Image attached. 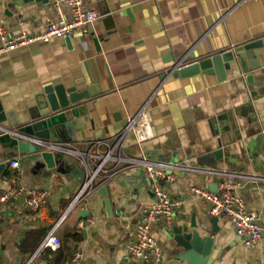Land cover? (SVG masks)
Segmentation results:
<instances>
[{
  "label": "crops",
  "instance_id": "0c3cea01",
  "mask_svg": "<svg viewBox=\"0 0 264 264\" xmlns=\"http://www.w3.org/2000/svg\"><path fill=\"white\" fill-rule=\"evenodd\" d=\"M84 2L99 14L88 34L77 31L51 43H32L0 54V117L4 119L0 124L20 129L41 119L49 110L47 86L93 87L97 93L79 102L77 115L68 113L76 136L72 142L78 148L88 149L99 140L113 144L126 122L144 107L136 130L125 139L129 154L264 175V54L259 68L247 73L232 63L224 79L215 71L173 74L179 65L264 37V0ZM63 12L71 16L67 4ZM57 19L50 0H0V21L9 34L38 33ZM250 73L253 82L246 79ZM59 130L62 141H68L63 125ZM10 156L1 177L0 197L13 186L22 191L0 201V264H24L38 248H20L28 230L45 226L42 241L81 189L86 171L68 155L60 156L57 169L39 167L19 152ZM12 160L19 161L18 168L11 167ZM163 184L171 199L180 201L171 221L195 218L211 223L209 219L217 217L226 252V260L217 264H264V182L246 181L238 189L247 208L257 212L263 230L262 241L254 248L245 246L230 221L213 217L210 206L191 194L195 185L217 188L215 176L179 170L174 181ZM26 188L47 191L43 209L35 212L27 207ZM105 197L110 199V211ZM154 200L153 181L140 169L119 171L67 215L57 231L62 249H47L44 259L66 264L79 250L81 264H152L131 260L128 244L134 240L145 207ZM171 224L161 217L154 221L162 264H176V248L166 235Z\"/></svg>",
  "mask_w": 264,
  "mask_h": 264
},
{
  "label": "built area",
  "instance_id": "2783aa9c",
  "mask_svg": "<svg viewBox=\"0 0 264 264\" xmlns=\"http://www.w3.org/2000/svg\"><path fill=\"white\" fill-rule=\"evenodd\" d=\"M50 1L55 5L58 19L57 21H49L45 28L38 33L21 30L18 33L9 34L0 21V54L32 43H51L59 38L70 37L77 31L88 34L99 16L98 11L87 7L84 0ZM64 4H67L70 8V17L63 12ZM144 110L145 108L142 107L139 115L130 118L126 122L123 129L116 135L113 144H108L102 140L93 141L88 149L78 148L72 141H53L38 138L21 132L19 129L0 124V135L9 134L18 140L34 143L43 149L62 152L75 157L83 164L86 171L81 189L70 202L68 209L55 222L53 228L44 236L38 248L26 259L24 264H54L52 261L44 259L45 251L50 249L53 252H59L62 249V239L58 236L57 231L67 215L93 191L98 189L101 183L121 170L131 169H140L146 177L153 181L155 195V200L144 209L134 240L128 244V253L131 260L150 261L153 258L152 264H162L163 250L153 234V225L154 221L160 216L165 217L167 222L171 223L173 208L180 204L179 200L171 199L163 184L164 182L174 181L176 172L179 170H196L215 176L218 183L215 190L195 185L191 188V194L194 197L201 198L210 206V213L213 217L222 216L230 221L246 247L254 248L262 241L263 230L257 220L258 214L256 211H250L247 208L246 201L238 193V189L246 181H264V175L253 172L247 173L237 169H206L180 163L170 164L160 160H152L144 154L137 156L127 154L124 147L125 139L132 131L136 130L135 127ZM108 164H111V166ZM10 165L12 168H18L19 161L12 160ZM11 180L12 183H15L13 177ZM21 191L13 186L0 197V201L10 200L13 196L19 195ZM46 202L47 191L45 189L34 188L28 191L26 203L32 211H40ZM81 257L82 253L77 250L67 260L66 264H81Z\"/></svg>",
  "mask_w": 264,
  "mask_h": 264
},
{
  "label": "water",
  "instance_id": "95a60500",
  "mask_svg": "<svg viewBox=\"0 0 264 264\" xmlns=\"http://www.w3.org/2000/svg\"><path fill=\"white\" fill-rule=\"evenodd\" d=\"M262 54H264V37L249 39L234 49L215 52L190 64L179 65L174 68L173 74L192 76L200 72L212 73L215 71L219 79H224L227 76V71L231 70L232 63L242 73L259 68ZM246 79L253 82V74H248ZM45 92L47 93L48 112L41 119L23 125L19 131L38 138L61 141L62 135L59 128L63 125L68 131L70 138L68 141H75V129L68 113L77 115L76 107L79 102L90 98L97 91L93 87L89 90H77L75 87L68 88L61 84L56 87L47 86ZM3 121L4 119L0 117V122ZM17 152L23 155L26 160L37 163L39 167L45 166L49 169H57L56 167L62 160L60 156L66 155L62 152L43 149L34 143L18 140L9 134L0 135V183L11 153ZM101 188L107 189V186ZM104 203L106 209L110 211L112 205L108 197H105ZM82 214L85 215L84 212ZM216 218L209 219L211 223L197 221L195 218L171 221L172 224L167 228L166 235L176 248L175 255H173L176 264H217L226 260L225 249L220 243L221 236Z\"/></svg>",
  "mask_w": 264,
  "mask_h": 264
},
{
  "label": "trees",
  "instance_id": "16d2710c",
  "mask_svg": "<svg viewBox=\"0 0 264 264\" xmlns=\"http://www.w3.org/2000/svg\"><path fill=\"white\" fill-rule=\"evenodd\" d=\"M46 230L47 228L45 226L40 228L29 229L25 240H23L19 245L20 248L24 251H34L35 248L38 247V244L42 236L45 234Z\"/></svg>",
  "mask_w": 264,
  "mask_h": 264
},
{
  "label": "rangeland",
  "instance_id": "374dc122",
  "mask_svg": "<svg viewBox=\"0 0 264 264\" xmlns=\"http://www.w3.org/2000/svg\"><path fill=\"white\" fill-rule=\"evenodd\" d=\"M126 153L129 154L127 151H126ZM29 190H30V188H26L25 193H24L25 196L27 195ZM160 217L163 219L164 222H166V225L169 224V222H167V219L165 217H163V216H160ZM153 228H154V225H153ZM159 245L162 248V245L160 242H159ZM141 261H143V260H141ZM150 261L153 262V258H151Z\"/></svg>",
  "mask_w": 264,
  "mask_h": 264
}]
</instances>
